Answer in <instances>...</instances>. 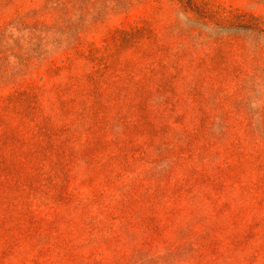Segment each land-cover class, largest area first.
<instances>
[{"label": "rangeland", "instance_id": "rangeland-1", "mask_svg": "<svg viewBox=\"0 0 264 264\" xmlns=\"http://www.w3.org/2000/svg\"><path fill=\"white\" fill-rule=\"evenodd\" d=\"M0 264H264V0H0Z\"/></svg>", "mask_w": 264, "mask_h": 264}]
</instances>
